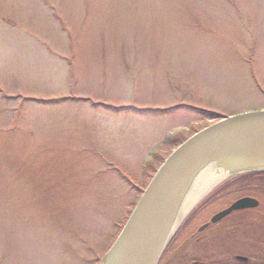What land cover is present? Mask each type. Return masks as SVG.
I'll return each mask as SVG.
<instances>
[{"label": "rangeland", "instance_id": "374dc122", "mask_svg": "<svg viewBox=\"0 0 264 264\" xmlns=\"http://www.w3.org/2000/svg\"><path fill=\"white\" fill-rule=\"evenodd\" d=\"M258 110L264 0H0V264L102 262L164 161L219 120L204 111ZM244 174L173 250L239 198L264 212L261 190L211 198Z\"/></svg>", "mask_w": 264, "mask_h": 264}, {"label": "water", "instance_id": "95a60500", "mask_svg": "<svg viewBox=\"0 0 264 264\" xmlns=\"http://www.w3.org/2000/svg\"><path fill=\"white\" fill-rule=\"evenodd\" d=\"M207 166L222 169L228 178L264 171V110L223 117L178 146L143 191L101 264H158L181 226L171 234L176 209L192 179ZM258 205L254 198H241L214 215L211 222Z\"/></svg>", "mask_w": 264, "mask_h": 264}, {"label": "flooded vegetation", "instance_id": "af4514ba", "mask_svg": "<svg viewBox=\"0 0 264 264\" xmlns=\"http://www.w3.org/2000/svg\"><path fill=\"white\" fill-rule=\"evenodd\" d=\"M224 192L225 190L215 194V198L219 199ZM255 199L259 202L258 207L233 211L215 223L211 222L213 216L229 208L235 201L221 208L213 215L207 218L204 217L202 222L196 224L192 232L173 250L171 248V243L177 236L174 235V238L169 242L167 253L164 257L162 256L163 258H161L162 260L160 259L159 263L264 264V237L259 234H252L254 235L252 237L251 234L245 233L246 228L250 224L247 215L264 214V212L261 211V201L257 198ZM183 224L176 232L177 234L182 229ZM212 245L214 247L219 246L220 248H211ZM194 246L197 248L196 252L192 250ZM190 247H192V249Z\"/></svg>", "mask_w": 264, "mask_h": 264}, {"label": "bare ground", "instance_id": "6f19581e", "mask_svg": "<svg viewBox=\"0 0 264 264\" xmlns=\"http://www.w3.org/2000/svg\"><path fill=\"white\" fill-rule=\"evenodd\" d=\"M228 174L216 166H207L202 169L191 181L186 193L180 201L171 227V234H173L181 225L185 216L189 211L211 191L212 188L219 185Z\"/></svg>", "mask_w": 264, "mask_h": 264}, {"label": "trees", "instance_id": "16d2710c", "mask_svg": "<svg viewBox=\"0 0 264 264\" xmlns=\"http://www.w3.org/2000/svg\"><path fill=\"white\" fill-rule=\"evenodd\" d=\"M199 111H201V110H199ZM204 112L207 113L208 115H210V114L215 115V118H217V119L223 118V116L220 117L216 113L207 112V111H204ZM234 186H236L237 190H240V191L241 190H250V191L261 190V191H264V172H260V173L253 172V173H248V174H244L240 177H237L235 180L228 182L222 188L217 190L211 196V198L212 199L215 198V194L219 193L220 191H224L225 189H227L229 187H234ZM100 263H101L100 261H99V263L97 262V264H100Z\"/></svg>", "mask_w": 264, "mask_h": 264}]
</instances>
